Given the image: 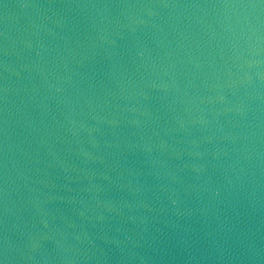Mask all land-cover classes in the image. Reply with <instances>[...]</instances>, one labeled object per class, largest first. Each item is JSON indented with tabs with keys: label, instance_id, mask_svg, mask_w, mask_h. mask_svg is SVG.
<instances>
[{
	"label": "water",
	"instance_id": "1",
	"mask_svg": "<svg viewBox=\"0 0 264 264\" xmlns=\"http://www.w3.org/2000/svg\"><path fill=\"white\" fill-rule=\"evenodd\" d=\"M0 264H264V0H0Z\"/></svg>",
	"mask_w": 264,
	"mask_h": 264
}]
</instances>
